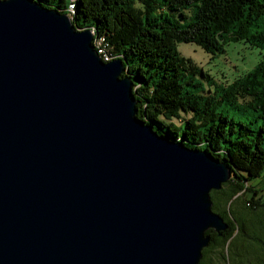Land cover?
<instances>
[{"label": "water", "instance_id": "95a60500", "mask_svg": "<svg viewBox=\"0 0 264 264\" xmlns=\"http://www.w3.org/2000/svg\"><path fill=\"white\" fill-rule=\"evenodd\" d=\"M38 0H0V264H199L226 160L140 118L122 57Z\"/></svg>", "mask_w": 264, "mask_h": 264}, {"label": "trees", "instance_id": "16d2710c", "mask_svg": "<svg viewBox=\"0 0 264 264\" xmlns=\"http://www.w3.org/2000/svg\"><path fill=\"white\" fill-rule=\"evenodd\" d=\"M69 13L71 0H38ZM176 12L182 21L164 13ZM77 27L105 35L117 57L127 60L138 101L137 115L187 146L206 149L231 166L232 178L211 192L213 209L228 222L199 264H264V194L249 179L264 177V0H76ZM262 49L250 70L217 82L178 48L195 42L216 55L232 42ZM205 79V82L202 79ZM253 113L258 126L228 113Z\"/></svg>", "mask_w": 264, "mask_h": 264}, {"label": "rangeland", "instance_id": "374dc122", "mask_svg": "<svg viewBox=\"0 0 264 264\" xmlns=\"http://www.w3.org/2000/svg\"><path fill=\"white\" fill-rule=\"evenodd\" d=\"M164 13L173 20L182 21L180 15L164 7ZM97 43L104 44L105 39H96ZM108 47V44H104ZM104 46V48L106 47ZM106 47V48H107ZM179 51L186 57L192 58L196 64L202 67L217 82L230 81L237 75L252 69L262 58V49L252 47L244 41L232 42L226 47V51L221 54L213 55L205 51L195 42H179ZM110 48L106 51L110 53ZM202 81L207 82L203 78ZM228 113L237 122V127L242 128L241 121L251 126H258L261 119H256L253 113H245L236 107H230ZM251 186L259 189L256 196L264 194V177H252L249 179Z\"/></svg>", "mask_w": 264, "mask_h": 264}, {"label": "built area", "instance_id": "2783aa9c", "mask_svg": "<svg viewBox=\"0 0 264 264\" xmlns=\"http://www.w3.org/2000/svg\"><path fill=\"white\" fill-rule=\"evenodd\" d=\"M75 2H76V0H71L70 5H69V14H70L72 17H73L74 14L76 13V10H75ZM92 29H93V31H94L95 34H96V38H95V40H94L95 47H96V49L98 50L99 54L102 56L103 60H104V61H110V60H112L113 58H116L117 56L114 55L111 46L107 43L105 35H100V34L97 32V30H96L95 28H92ZM98 38H103V39H105V43H104V44H108V47H107L106 45H104L103 43H102V44L97 43L96 39H98ZM104 46H106L107 48H106V47L104 48ZM108 48L111 49V50H110V53H108V52L106 51Z\"/></svg>", "mask_w": 264, "mask_h": 264}]
</instances>
